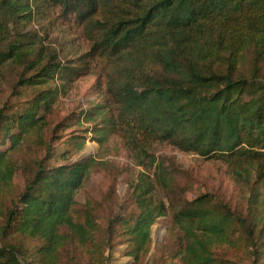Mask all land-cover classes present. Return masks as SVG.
Listing matches in <instances>:
<instances>
[{"label":"trees","instance_id":"1","mask_svg":"<svg viewBox=\"0 0 264 264\" xmlns=\"http://www.w3.org/2000/svg\"><path fill=\"white\" fill-rule=\"evenodd\" d=\"M36 1L0 0V27L4 20L20 26L0 33V71L15 67V90L82 73L22 30ZM49 1L84 24L88 54L110 65L106 94L118 112L103 118L106 128L122 134L138 164L141 153L149 156L154 170L130 184L134 209L102 226L97 202L75 199L96 163L91 156L52 165L47 140H40L42 156H16L27 134L47 123L54 94L32 92L22 106L4 105L0 264H107L118 237L122 253L142 264L151 225L165 214L175 245L169 264H264V0ZM77 137L64 141L72 146ZM152 143L221 162L236 186L234 203L213 191L187 198L189 188L175 186L170 167L149 154ZM12 169L24 176L19 191Z\"/></svg>","mask_w":264,"mask_h":264},{"label":"rangeland","instance_id":"2","mask_svg":"<svg viewBox=\"0 0 264 264\" xmlns=\"http://www.w3.org/2000/svg\"><path fill=\"white\" fill-rule=\"evenodd\" d=\"M36 2L37 6L32 3L31 20L23 24L22 30L28 32L27 37L35 41L36 47L51 48L61 62L68 65L79 64L82 73L69 79L62 72L54 79H47L34 86L22 88L17 85L15 90V67L12 64L5 65L0 71V108L4 105L22 106L32 92L47 90L54 94L52 113L47 117V123L27 134L21 151L16 156H24L26 159L42 156L44 153L40 140L49 141L54 148V155L50 160L52 165L75 162L79 158L91 156L96 163L76 191L75 199L80 204L86 198L97 202V220L105 226L115 213L125 214L134 209L128 200L130 184L137 181L140 172L152 176L154 165L150 166V157L142 153L139 157L142 164H138L134 152L126 147L122 134L112 131L110 127L106 128L102 121L104 117L114 116L118 112L116 105L110 103L106 94V72L110 65L97 53L88 54L91 39L85 33L84 24L60 5L49 0ZM6 29L16 32L20 30V26L16 22L4 20L0 33ZM99 126L102 129H98ZM73 136H78V143L83 142L81 151H75L76 141L71 140L72 146L64 141ZM65 150L70 152L61 158ZM148 152L170 167L175 186L185 185L189 188L185 194L187 198H193L204 191H213L234 203L237 197L236 186L221 162L178 150L168 144L152 143ZM10 174L13 189L21 190L24 186L21 170L12 169ZM7 194H10L9 190ZM169 224L170 216L165 214L151 225L152 240L142 264L170 263L175 245L169 233ZM122 239L123 237L116 238L114 248L106 251L107 264L133 263L131 257L122 253L126 247L125 243H120Z\"/></svg>","mask_w":264,"mask_h":264}]
</instances>
